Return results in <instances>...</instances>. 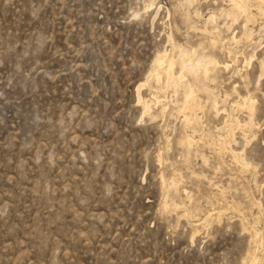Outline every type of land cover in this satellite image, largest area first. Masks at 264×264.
I'll return each mask as SVG.
<instances>
[{"label":"rangeland","instance_id":"rangeland-1","mask_svg":"<svg viewBox=\"0 0 264 264\" xmlns=\"http://www.w3.org/2000/svg\"><path fill=\"white\" fill-rule=\"evenodd\" d=\"M242 1L0 0V264H264V5ZM180 51L218 64L156 79Z\"/></svg>","mask_w":264,"mask_h":264},{"label":"bare ground","instance_id":"bare-ground-1","mask_svg":"<svg viewBox=\"0 0 264 264\" xmlns=\"http://www.w3.org/2000/svg\"><path fill=\"white\" fill-rule=\"evenodd\" d=\"M232 1V0H231ZM238 8L243 11L242 13L246 12L247 9L244 5V1L242 0H233ZM260 5H264V0H255ZM237 8V7H236ZM245 14V13H244ZM155 63L157 65L155 78L158 79L159 72H163L166 75V78L168 79V82L170 81L172 84L176 83H182V77L185 75V72L189 73L194 80H201V79H207L209 76V71L211 69H214L215 65L218 64L217 61H214L213 59H204V58H193L191 53L180 51V53L172 56H168L165 53L157 56L155 59ZM166 63V65H163ZM174 64H178L180 67V72L176 75L174 74L172 68ZM226 66V65H225ZM217 67V66H216ZM144 83H141L140 86H143ZM188 91L186 92V96L184 99L185 104L189 103L190 99L192 98V89L189 84H185ZM246 105L252 109L253 104L252 102H245ZM185 108V107H184ZM248 108V109H249ZM149 109V105L147 102H144V111L147 112ZM245 127V125H243Z\"/></svg>","mask_w":264,"mask_h":264}]
</instances>
